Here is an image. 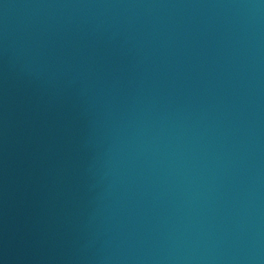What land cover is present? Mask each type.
<instances>
[{
	"label": "water",
	"instance_id": "obj_1",
	"mask_svg": "<svg viewBox=\"0 0 264 264\" xmlns=\"http://www.w3.org/2000/svg\"><path fill=\"white\" fill-rule=\"evenodd\" d=\"M0 264H264V0H0Z\"/></svg>",
	"mask_w": 264,
	"mask_h": 264
}]
</instances>
